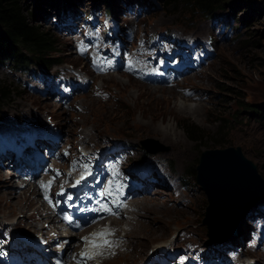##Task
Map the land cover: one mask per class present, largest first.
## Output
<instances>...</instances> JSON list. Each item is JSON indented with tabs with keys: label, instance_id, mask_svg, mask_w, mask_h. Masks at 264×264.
<instances>
[{
	"label": "rangeland",
	"instance_id": "374dc122",
	"mask_svg": "<svg viewBox=\"0 0 264 264\" xmlns=\"http://www.w3.org/2000/svg\"><path fill=\"white\" fill-rule=\"evenodd\" d=\"M20 1L27 14H33L36 10L42 11L41 15L46 21L38 23V26L53 34L60 43L59 58L63 66L75 65L83 68V61L74 55L71 39L58 35L54 29L53 19L58 15L53 6L61 1L64 3L61 5L62 9L73 8L81 12L90 6L99 5L101 8L105 1H96L98 4L95 0H44L43 3L39 0ZM112 1L123 9L124 2L128 0ZM129 1H141L150 8H156L142 21V28L145 30L162 31L175 28L201 39L213 35L209 16L194 11L183 0H179L173 7L169 6L170 0ZM217 13L229 18L230 26L235 23L237 34L235 40L219 44L217 58L209 68L181 85L184 88H195V101L185 99L174 89L152 88L126 75L106 76L96 81L95 85L108 92L110 98L77 97L78 110L73 113L61 110L57 107L59 104L28 93L24 82H29V78L10 71L7 63H0V83L10 85L15 91L14 96L0 105V122L11 121L13 118L31 119L29 114L33 112L41 122H47L48 116H52L63 132L71 133L68 142L82 140L89 147L93 144L100 147L107 141L122 139L130 142L138 151V158L131 162L142 156H147V160L154 162L157 159L162 160L164 167H169L174 176L188 184V191L180 198L165 190L156 193L159 196L164 194L166 198L154 197L151 192L138 201L144 204L135 205L134 211L126 219L115 221L129 238V243L132 241L129 236L138 221L145 224V230L141 232L146 237L136 241V245H128L126 251L117 257L107 260L111 264L144 263L154 247H164L175 238L180 241L178 248L185 244L186 236L195 243L206 242L207 234L201 222L208 207V198L196 181V166L203 151L240 147L244 156L257 165L258 172L264 179V0H238L236 3L231 2V5L227 4ZM126 22L135 24L137 20L126 19ZM56 68L57 66L53 67L52 71ZM86 69L85 66L84 70ZM31 83L38 84L35 81ZM182 104L189 108L201 106V111L198 114L181 111L179 108ZM183 120H190L199 128L201 132L196 137L197 140H192L180 127ZM158 126L163 130L166 127L172 129L173 134H176L174 140L164 138L158 133ZM149 140H153L149 143L152 149L145 145ZM62 144L63 142L60 146ZM9 171L0 170V223L28 229L27 225L38 222L43 232H46L45 225L49 221L43 218L40 202L37 201L39 196L32 194V199H36L34 201L31 197L27 198V206H22L20 213L12 211L26 202L17 197L23 192L17 191L15 183H9ZM9 191L17 192L13 193V198L12 195L4 197L5 192ZM261 204L264 205V197L250 212H258ZM28 207L29 219L24 214ZM31 215H34L33 220ZM248 227L252 228L247 225L246 231ZM183 231L187 235L181 236ZM258 257L261 264H264V256Z\"/></svg>",
	"mask_w": 264,
	"mask_h": 264
},
{
	"label": "trees",
	"instance_id": "16d2710c",
	"mask_svg": "<svg viewBox=\"0 0 264 264\" xmlns=\"http://www.w3.org/2000/svg\"><path fill=\"white\" fill-rule=\"evenodd\" d=\"M39 1L43 3L42 1L44 0ZM96 1L99 2L101 0H95V2ZM103 1H105V3L102 5L105 6L114 4L112 0ZM178 1L179 0H170L169 6L173 7ZM228 1L230 0H183V2L192 7L194 11L206 14L207 16L217 13L225 8L227 4L231 5V2L236 3L238 0ZM62 4L64 3L60 1V3L53 7L54 9L59 7L62 8ZM96 4L98 3L96 2ZM41 12V10H36L33 14H27L20 0H0V63H7L8 66H10V71L22 72L31 66H39L45 70H51L53 67L63 64L59 58L60 43L55 39L53 34L42 30L38 26L39 21L43 18ZM56 21H58V18H56ZM14 93L15 91L11 89L10 85L0 83V105L9 97L14 96ZM180 127L192 140H197L196 137L201 132L190 120H183V122L180 123ZM142 160H145V157H143ZM247 210L249 209H240L236 212L238 216H241L239 228H242L243 223L245 224V213ZM230 215L229 210H222V212L218 213L216 219L208 220L209 218L206 211L201 225L206 234L209 233L211 241L217 240L226 243L223 239H218L222 233L218 237L213 234L229 224ZM223 221H225L224 224L222 223Z\"/></svg>",
	"mask_w": 264,
	"mask_h": 264
},
{
	"label": "water",
	"instance_id": "95a60500",
	"mask_svg": "<svg viewBox=\"0 0 264 264\" xmlns=\"http://www.w3.org/2000/svg\"><path fill=\"white\" fill-rule=\"evenodd\" d=\"M147 142L144 144L151 148L149 143L153 140ZM196 181L208 198V220L216 219L222 210H229L231 214L229 224L221 228L223 237L229 235L227 229L231 226L239 230L238 210L250 209L264 197V179L257 165L244 156L240 147L203 151L196 166ZM229 236L234 238V235Z\"/></svg>",
	"mask_w": 264,
	"mask_h": 264
},
{
	"label": "bare ground",
	"instance_id": "6f19581e",
	"mask_svg": "<svg viewBox=\"0 0 264 264\" xmlns=\"http://www.w3.org/2000/svg\"><path fill=\"white\" fill-rule=\"evenodd\" d=\"M73 3V2H72ZM71 3V4H72ZM70 4V5H71ZM69 6V5H68ZM203 33V32H202ZM201 34V33H200ZM162 89H164V88H162ZM197 98V97H196ZM181 111H184V112H192L193 114H198L200 111H201V106H196L195 108H189L186 104H182V106H180V108H179ZM1 116V115H0ZM29 116L32 118V119H34V118H36L35 117V115H34V113L33 112H31V114H29ZM26 118V117H25ZM149 124V123H148ZM145 125V124H144ZM147 125V124H146ZM150 125V124H149ZM149 127V126H148ZM167 129L166 130H163V129H161L159 126H158V133H161L163 136H164V138H167V139H170V140H174L173 138L176 136V134L174 133L173 134V131H172V129H168V127H166ZM155 129V128H154ZM177 138H178V136H177ZM0 170H4V169H1L0 168ZM9 173H11V175H10V181H9V183L11 184V183H15V179H14V174L11 172V171H9ZM7 184V182H5V185ZM14 187H16L15 185H14ZM2 188H4L3 186H2ZM15 192L16 191H9V192H5V194H4V197H7V196H10L11 197V195H12V197L11 198H13V193L15 194ZM27 192H29V190L28 191H25V192H23L21 195H19V196H17L19 199H23L24 201L23 202H26L27 201ZM7 194V195H6ZM14 197H15V195H14ZM10 198V199H11ZM21 202H22V200H21ZM19 204H20V202H19ZM140 204H144V203H138L137 205H140ZM38 205V204H37ZM255 205V204H254ZM22 206H27V202L26 203H23L22 205L20 204V207L19 208H17V209H15V210H12L13 212H15V213H20V211L19 210H21V207ZM41 206L42 205H39V207L41 208ZM29 207H31L30 206V204H29ZM29 207L27 208V210L24 212V214L26 215V218H28V216H27V213L29 212ZM35 210H38V209H35ZM23 211V210H22ZM37 212V211H36ZM14 215H16V214H14ZM24 215V216H25ZM34 215H31V218L33 217ZM29 219V218H28ZM147 222V221H146ZM155 222V221H154ZM142 223H143V221H138L137 222V226L133 229V232L131 233V235L129 236V237H131L132 238V241L130 242V245L131 244H134V245H136V241H138L139 239H143V238H145L146 237V235L144 236V234H143V232H141V231H144L145 230V228L143 227V225H145V224H143L142 225ZM147 225V224H146ZM249 228V227H248ZM151 229V228H150ZM250 229V228H249ZM248 229V230H249ZM158 230H160L159 229V226H158ZM247 230V231H248ZM129 231H131V230H129ZM155 232V231H154ZM245 232H246V230H245ZM147 233L150 235L151 234V232H148L147 231ZM231 238V236H225L224 238H220V239H223L225 242H227V241H229V239ZM162 245V244H161ZM164 245V244H163ZM160 246L158 245V246H156V247H154V249H158ZM134 249V248H133ZM104 264H111V263H109V262H104Z\"/></svg>",
	"mask_w": 264,
	"mask_h": 264
},
{
	"label": "snow or ice",
	"instance_id": "6c2138e0",
	"mask_svg": "<svg viewBox=\"0 0 264 264\" xmlns=\"http://www.w3.org/2000/svg\"><path fill=\"white\" fill-rule=\"evenodd\" d=\"M56 179V177L54 176L53 177V180H55ZM84 179H86V177L85 176H81V180H84ZM80 183V180H78V181H76V184H79ZM51 184H52V181H49L48 182V185H42V187H45L46 189L47 188H50L51 187ZM61 194H63V193H61ZM46 199H48V197L46 196ZM103 211H105V212H107V213H109V214H113V215H115L116 213H114L113 211H112V209L111 208H108V207H104L103 208ZM110 233L109 232H107V230H105V231H102V232H100V233H93V237H94V239L90 242L91 244H92V246L93 247H104V246H111V242L109 241V240H107L106 238H104V237H106L107 235H109ZM96 237H101V238H104V239H102V242H100V243H97V241H96ZM84 240L85 241H88V237H85L84 238ZM82 255H84L86 258H88V259H91V258H93L91 255H89L88 253H83Z\"/></svg>",
	"mask_w": 264,
	"mask_h": 264
}]
</instances>
